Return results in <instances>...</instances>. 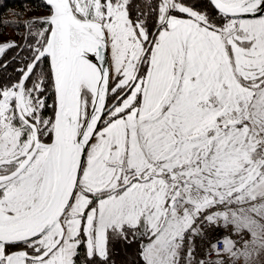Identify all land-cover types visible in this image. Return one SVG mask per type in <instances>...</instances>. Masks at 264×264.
<instances>
[{
    "label": "snow or ice",
    "instance_id": "snow-or-ice-1",
    "mask_svg": "<svg viewBox=\"0 0 264 264\" xmlns=\"http://www.w3.org/2000/svg\"><path fill=\"white\" fill-rule=\"evenodd\" d=\"M40 6L0 80V264H111L129 237L143 264H264V0ZM209 227L239 240L196 260Z\"/></svg>",
    "mask_w": 264,
    "mask_h": 264
},
{
    "label": "trees",
    "instance_id": "trees-1",
    "mask_svg": "<svg viewBox=\"0 0 264 264\" xmlns=\"http://www.w3.org/2000/svg\"><path fill=\"white\" fill-rule=\"evenodd\" d=\"M43 2L44 0H0V21L16 22V24L10 23L7 25L0 23V34L5 31H19L22 35L20 41L16 43L21 47L7 49L4 55L0 57V63L7 64L6 69L0 68V80L14 78L17 75L15 70L21 66L20 58L27 55L26 50L22 51L27 35V30L22 25L25 21L40 17L36 15V12L46 9L40 6ZM157 2L158 0H133V3L139 6L135 14H138L140 8H144L146 3ZM203 3L206 4L207 0H203ZM15 13H22V15L17 16ZM17 24L21 26L17 27ZM49 103H51V100H49ZM48 114H50V110ZM140 241V239L129 237L128 242H111V264H143L140 256Z\"/></svg>",
    "mask_w": 264,
    "mask_h": 264
},
{
    "label": "built area",
    "instance_id": "built-area-1",
    "mask_svg": "<svg viewBox=\"0 0 264 264\" xmlns=\"http://www.w3.org/2000/svg\"><path fill=\"white\" fill-rule=\"evenodd\" d=\"M225 235H231V238L234 240H239V236L232 233L231 228L228 229L224 228H216V227H209L205 229V233L202 237H198L195 241L196 245V252L195 258L196 260H210L215 261L217 259L214 252H211V245L216 243L219 240H222V237ZM247 238V236L245 237ZM217 247L221 250L223 249L224 245L222 242L217 244ZM207 253H211V255H206ZM239 264H243L242 261Z\"/></svg>",
    "mask_w": 264,
    "mask_h": 264
},
{
    "label": "rangeland",
    "instance_id": "rangeland-1",
    "mask_svg": "<svg viewBox=\"0 0 264 264\" xmlns=\"http://www.w3.org/2000/svg\"><path fill=\"white\" fill-rule=\"evenodd\" d=\"M36 15L43 17L47 15V10H39L36 12ZM22 38L21 32L19 31H5L0 34V44H3L5 42H14L15 44L20 41ZM146 240H141L139 243V246L141 248L142 243H145Z\"/></svg>",
    "mask_w": 264,
    "mask_h": 264
}]
</instances>
